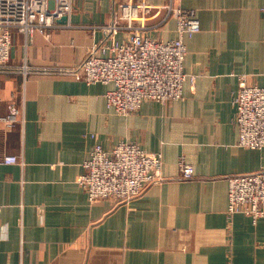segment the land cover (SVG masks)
<instances>
[{
  "label": "crops",
  "instance_id": "crops-1",
  "mask_svg": "<svg viewBox=\"0 0 264 264\" xmlns=\"http://www.w3.org/2000/svg\"><path fill=\"white\" fill-rule=\"evenodd\" d=\"M128 1L157 12L144 31L152 38H175L166 6L191 10L200 31L186 42L182 98L122 116L105 103L112 85L61 71L84 59ZM262 8L264 0H72L66 22L46 34L12 28L0 69V264H264V217L227 214L228 178L264 168V150L237 145L233 106L242 82L264 85ZM11 105L19 115L8 126ZM119 142L160 153V180L124 204L89 202L77 183L83 165L95 145ZM180 157L190 180L180 178Z\"/></svg>",
  "mask_w": 264,
  "mask_h": 264
},
{
  "label": "built area",
  "instance_id": "built-area-1",
  "mask_svg": "<svg viewBox=\"0 0 264 264\" xmlns=\"http://www.w3.org/2000/svg\"><path fill=\"white\" fill-rule=\"evenodd\" d=\"M175 20V38L162 41L144 34L147 22L157 15L150 6L132 1L119 4L109 25L103 26V39L90 47L84 59L61 71L86 84L112 85L105 94L108 109L126 116L137 112L142 103L178 101L188 76L183 72L186 42L200 31V22L191 10L163 7ZM261 13L264 16V8ZM72 12V0H0V69L10 56L11 32L16 28L26 36L47 29ZM130 31L127 40L117 37ZM26 73V68H23ZM190 81L193 82L192 78ZM237 145L264 150V85L243 82L233 98ZM2 120L12 125L19 111L9 106ZM3 164H15L17 158L4 156ZM162 156L147 152L133 142H119L111 150L95 145L85 161L78 186L89 202L111 200L124 204L142 195L160 180ZM180 178L192 179L190 164L180 157ZM227 214H243L255 221L264 217V168L228 178Z\"/></svg>",
  "mask_w": 264,
  "mask_h": 264
},
{
  "label": "water",
  "instance_id": "water-1",
  "mask_svg": "<svg viewBox=\"0 0 264 264\" xmlns=\"http://www.w3.org/2000/svg\"><path fill=\"white\" fill-rule=\"evenodd\" d=\"M66 20H67V16H62V17L60 18L59 22H61V23H65Z\"/></svg>",
  "mask_w": 264,
  "mask_h": 264
}]
</instances>
